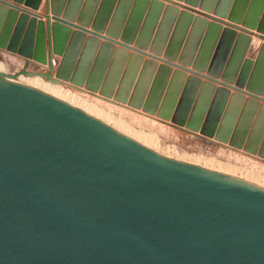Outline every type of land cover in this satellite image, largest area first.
<instances>
[{
    "label": "water",
    "instance_id": "1",
    "mask_svg": "<svg viewBox=\"0 0 264 264\" xmlns=\"http://www.w3.org/2000/svg\"><path fill=\"white\" fill-rule=\"evenodd\" d=\"M14 1L34 8L41 2ZM180 1L264 34V0H253L245 18L249 0H237L231 11L230 0L216 8L214 0ZM45 10L44 21L0 4V48L23 56L27 66L31 61L47 66L45 72L26 66L17 74L39 75L169 120L180 94L187 87L194 94L200 83L188 77L184 89V67L191 65L202 76L221 35L222 56L232 40L234 48L219 76L246 86L256 99L244 102L242 94L229 97L225 88L200 83L184 125L228 141L224 135L243 102L253 112L257 96L264 94V43L256 61L246 58L250 30L237 33L230 23L223 28L161 0H45ZM84 31L94 36L86 38ZM104 32L109 42L101 44L98 37ZM113 38L149 48L155 56L164 54L169 61L153 77L154 60L143 62L139 54L116 49ZM114 50L117 62L104 77ZM54 55L62 57L55 77ZM175 59L181 66L173 72ZM216 66L210 74H216ZM148 83L152 85L143 104ZM214 93L213 110L203 123ZM251 114L240 115L229 142L264 158V148L256 149L264 120L259 132L255 121L248 143H243ZM243 121L250 123L247 128ZM0 264H264V187L156 153L68 103L0 73Z\"/></svg>",
    "mask_w": 264,
    "mask_h": 264
},
{
    "label": "rangeland",
    "instance_id": "2",
    "mask_svg": "<svg viewBox=\"0 0 264 264\" xmlns=\"http://www.w3.org/2000/svg\"><path fill=\"white\" fill-rule=\"evenodd\" d=\"M164 1L166 5L174 3V5L178 6L180 11L186 10L190 12L195 18L197 16L203 17L208 20V23L217 21L220 24H222L223 28L229 27V23L232 24V27L236 30L237 33L244 31H249V33H252V40L249 44L248 51L246 53V58H250L253 61H256V58L258 56V52L261 48V46L264 43V34L258 32L256 29H249L245 26H243L242 23H233L228 19V16L226 17H220L218 15H215L213 11L209 12L206 10H203L200 8V6H190L185 3V1L180 0H161ZM202 2V0H199ZM237 0H230V3L228 5V10H232L234 8V5ZM6 3L8 5V8H16L19 12V14L27 13L30 18H37L38 20L44 18V11H45V0H41L38 7L34 8L29 5H27L25 2H16L14 0H0V4ZM214 8L217 7L218 4H224L226 3V0H214ZM253 0H249L248 4L246 5L244 9V18L248 15ZM226 6V5H225ZM260 20L262 19L263 14L260 15ZM194 21V19H193ZM193 21H191L188 25V28L186 29V32L183 36L182 43L180 44L178 56L180 57L182 53L184 52L185 46L187 41L189 40L192 27H193ZM89 31H93L91 27H87ZM73 31H76V28H72ZM86 38L90 36H94L92 33L88 31H84ZM207 33V29L204 31V34L202 33V40L200 39V43H198L195 51H194V58L197 57L199 50L201 48L203 39L205 38V35ZM108 37L106 33H100V36L98 37L100 39L101 44L104 42H109ZM254 38H259L261 42L256 47L254 46ZM221 39L222 36L218 38V41L214 47V50L211 53V56L208 59V70L207 71H201L199 74L196 75L193 73L196 70L191 65H186L184 67V71L187 74L188 77H197L200 79V83L203 82H212L215 87L218 88H225L229 90V92H236L239 94H242L244 97V102H246L247 99L255 98L253 97L255 93L250 92L246 86H239L236 84V82H227L226 80L222 79L219 75L220 73L226 69L227 61L229 55L232 53L234 48V41L232 40L230 42L229 47L224 52V55L221 54ZM112 43L114 44V47L116 49L119 48H126L128 51V54H139L144 58V61L147 60H154L156 62V67H154L152 76L154 77L159 70V67L167 64L169 61L164 54L160 55H154L150 52L149 48L147 49H139L134 43L132 44H126L124 43L121 38H113ZM254 46V47H253ZM98 49V48H97ZM108 55V54H107ZM59 56V55H56ZM62 58L61 56H59ZM98 57V55L94 56L93 61L95 62V59ZM110 57V56H109ZM105 58V57H104ZM109 60V59H108ZM60 60L56 59V66L55 69L57 70L58 64ZM108 63V62H107ZM144 64V63H143ZM171 67L173 72L176 70H179L180 63L178 59L172 60ZM214 65H217L215 70L216 74L212 75L209 72V69H212ZM27 66L25 59L23 56L19 55L18 53H11L7 50H3L0 48V70L4 71L5 73L2 74H9V75H16L18 71L24 69ZM19 68V69H18ZM98 68L96 67V70ZM28 71L32 72H45L47 70V66L39 65L36 62H31L27 66ZM56 70L54 72V75L56 73ZM104 77L109 72V68L107 69V65L103 71ZM222 72V73H223ZM20 75V74H19ZM102 75V76H103ZM27 79V77H33L29 75H23ZM55 77V76H53ZM152 77V79H153ZM46 83L48 84H57V83H51L46 78L41 77ZM137 80V79H136ZM152 82V81H151ZM199 85L196 86V89L200 87ZM64 85L68 90H70L72 93L78 95L81 99H83L86 102H89L96 107H98L99 110L104 111L106 114L108 113V116L111 117V121L113 124L121 123L124 127L126 125V128H128L132 132H142L144 134L153 135L156 140V146L159 149L160 152L164 154H169L174 157L178 158H190V159H203L207 160L209 163L219 166V167H230L233 172H238L241 170H245L248 173H250L253 176L259 175L261 177L264 176V158L258 155V153H249L245 151L243 148H238L236 146H233L230 144L229 140H231L234 137V133L236 131V127L238 124V121H234V124L231 126L230 132L227 135L228 141H218L214 137H207L205 135L200 134V131H191L188 129L184 123L186 122L187 118L190 116L189 109H186L185 116L181 117L182 122L177 118V115L175 116V113L177 111V104L180 99H178L177 104L175 106L174 112L172 114V118L169 120H163L162 118L158 117L156 114H148L144 112L141 108H133L129 106L128 104H118L113 103L108 100L99 98L95 95L89 94L87 92L78 90L76 88H73L71 86ZM151 84L148 83V90H146L144 94V100L142 101L143 104L146 102L147 94L149 93V89L151 88ZM186 86V83H185ZM184 86V88H185ZM134 88V87H133ZM195 89V90H196ZM133 91V90H132ZM181 97L184 98V95H181ZM195 97V96H194ZM193 97V98H194ZM259 97V98H258ZM256 99V98H255ZM258 101L260 102V106L264 104V94H260L257 96ZM243 102V103H244ZM191 101H188L184 103L186 106H192ZM179 103L178 105H180ZM181 113V112H180ZM179 113V114H180ZM178 114V115H179ZM239 118L237 117V120ZM236 120V119H235ZM117 121V122H116ZM128 126V127H127ZM251 135V133H250ZM248 135V130L246 135L243 137V143H248V138L250 137ZM262 136V135H261ZM258 140V146L257 150H261L264 148V140L261 141L262 137L264 139V136H262ZM244 146V145H243ZM217 164V165H216ZM238 170V171H237Z\"/></svg>",
    "mask_w": 264,
    "mask_h": 264
},
{
    "label": "bare ground",
    "instance_id": "3",
    "mask_svg": "<svg viewBox=\"0 0 264 264\" xmlns=\"http://www.w3.org/2000/svg\"><path fill=\"white\" fill-rule=\"evenodd\" d=\"M261 42V40L259 38H254V46L256 47L257 45H259V43ZM34 62V61H31ZM37 63V62H36ZM38 64V63H37ZM45 66V65H44ZM19 69V68H18ZM19 72V71H18ZM17 72V73H18ZM0 73H5L4 71L0 70ZM23 75H28V74H23ZM29 76H33V77H27V79L25 77L22 76V74H16V75H10V79L12 81L21 83L23 85L29 86L31 88H34L36 90H39L43 93H46L48 95H51L59 100H62L66 103H68L69 105L79 109L80 111L84 112L85 114L89 115L90 117L98 120L99 122L105 124L106 126L112 128L113 130L119 132L120 134L138 142L139 144L155 151L156 153H159L163 156H166L168 158L189 164V165H193L196 167H200L206 170H210L213 172H217L220 174H224L230 177H234L237 179H240L242 181H246L248 183H251L253 185L259 186V187H264V176L261 177L259 175L253 176L250 173H248L245 170H241L238 172H233L232 169L228 166L226 167H217L211 163H209L207 160H203L201 158L199 159H190V158H178V157H174L172 155L169 154H164L162 152L159 151V149L156 146V140L157 138H155L153 135H149V134H144L142 132H132L130 131L128 128H126L121 124V123H117L113 124L112 123V119L111 117L108 116V113L106 114L104 111L99 110L98 107H96L95 105L84 101L83 99H81L78 95L72 93L70 90H68L64 85H62V83H57V84H48L46 83L41 76L39 75H29ZM55 76V75H54ZM51 82V81H50ZM51 83H55V82H51ZM82 88H85L84 86ZM177 118L182 122L181 118L179 116H177ZM264 120V110L259 108L258 111V118L257 120ZM263 122V121H262ZM258 123V121H257ZM256 123V124H257ZM201 134V132H200ZM217 165V164H216Z\"/></svg>",
    "mask_w": 264,
    "mask_h": 264
},
{
    "label": "crops",
    "instance_id": "4",
    "mask_svg": "<svg viewBox=\"0 0 264 264\" xmlns=\"http://www.w3.org/2000/svg\"><path fill=\"white\" fill-rule=\"evenodd\" d=\"M44 5H45V2H44ZM44 13H46V10L44 11ZM254 47V46H253ZM99 50L100 49H98L97 50V52H96V55H98V53H99ZM116 50V49H115ZM115 50L112 52V54L110 55V57H109V60H108V63H107V69L109 68V70H110V65L113 63V61L115 60V62H117V57H114V53H115ZM130 56V55H129ZM54 58L55 59H57V60H60L61 58L59 57V56H56V55H54ZM129 58L130 57H128V60H126V59H124V61H123V65H122V68H121V71H122V75L124 74V72L126 71V67H127V65H128V62H129ZM93 68H95V62L93 61L92 62V65H91V68H90V71H92V69ZM55 70L56 69H54V72H55ZM122 75H121V77H122ZM187 83H188V78L186 79V86H187ZM186 86H185V88H186ZM184 88V89H185ZM196 93H197V89L195 90V92H194V94L191 92V87H187V92L185 93H182L181 95H186L185 96V98H183V97H181L180 96V99H179V101H178V104L179 103H181L182 105H180V110H179V117L181 118V117H183L184 116V111L186 110V109H188L189 108V111H191L192 110V108H191V105L190 106H186V105H184V103H186V102H188V98H190V99H192V101L191 102H193V97L194 96H196ZM232 94H236V92H230V95H229V97H231V95ZM198 95L199 94H197V97H198ZM215 96H216V93H214V95H213V97H212V102L210 103V105H209V107H208V110H207V113H206V116H205V119H204V121H203V123H206V120H207V118H208V114L209 113H211L212 112V110H213V108H212V105H213V100H214V98H215ZM187 98V99H186ZM177 104V108L179 107V105ZM259 104H260V102H259ZM228 105H229V102L226 104V106H225V108H224V111L222 112V114H221V116H220V120H222L223 119V117H224V114L226 113V110H227V107H228ZM245 106V103H243L242 105H241V107H240V109H239V112H238V118L240 117V115H242L243 117H248V115L250 116V114H251V117H252V122H250V123H246V122H244V121H246L247 119H243L244 121H243V124H242V126L244 127V128H247L248 126H249V124H250V127H249V130H248V135H250V133H251V130H252V127H253V125H254V127H255V121H256V123H257V121H258V123H257V132H259L260 131V125L262 124V119L260 120H257V118H258V111H259V108H260V105H258V107L257 108H255V110L253 111V112H249V111H247V110H245V108H246V106ZM232 107H235V102L232 104ZM176 108V109H177ZM178 110V109H177ZM211 111V112H210ZM190 117V116H189ZM189 117L187 118V120L189 119ZM240 119H242V118H240ZM240 119H238L237 121H239ZM258 134V133H257ZM262 136H264V130H263V132H262ZM261 136V137H262ZM263 137H262V139H261V141L263 142Z\"/></svg>",
    "mask_w": 264,
    "mask_h": 264
}]
</instances>
